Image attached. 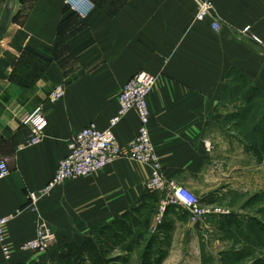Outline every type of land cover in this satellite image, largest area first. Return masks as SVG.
Returning a JSON list of instances; mask_svg holds the SVG:
<instances>
[{"label": "crops", "instance_id": "0c3cea01", "mask_svg": "<svg viewBox=\"0 0 264 264\" xmlns=\"http://www.w3.org/2000/svg\"><path fill=\"white\" fill-rule=\"evenodd\" d=\"M8 1L0 0V24ZM91 1L95 8L80 20L66 0H15L0 41V159L9 158L11 169L0 180V218L13 216L5 228L12 256L8 262L0 244V264H52L53 254L65 245L94 239L102 227L140 206L142 225L123 253L142 264L145 246H129L139 231L149 233L145 220L152 213L143 214L149 209L151 167L128 159L75 180L82 190L80 222H65L67 215L53 211L48 223L56 242L49 252H20L35 237L40 216L31 208L29 192L52 179L75 134L92 122L102 130L108 127L118 110L116 95L139 72L156 80L148 98L150 134L165 179L190 189L206 212L193 222L185 208L168 205L162 210L164 205L157 204L151 236L156 234L164 247L180 244V237L197 245L203 233L207 243L219 242L227 236L220 223L231 212L249 216L253 227L247 229L254 236L264 209V128H213V116L217 90L224 94L230 72H240L264 95V0ZM204 1L214 4V17L196 22ZM217 19L223 22L219 32L212 29ZM246 27L263 41L258 49L235 31ZM57 87L65 95L52 103L49 97ZM38 106L49 127L40 145L28 147L21 118ZM223 111L229 113L228 107ZM138 125L132 110L114 130L118 141L135 139ZM61 192L40 201L42 209L49 212ZM156 197L165 203L164 194ZM211 230L218 235H206ZM171 250L166 262L172 260Z\"/></svg>", "mask_w": 264, "mask_h": 264}, {"label": "built area", "instance_id": "2783aa9c", "mask_svg": "<svg viewBox=\"0 0 264 264\" xmlns=\"http://www.w3.org/2000/svg\"><path fill=\"white\" fill-rule=\"evenodd\" d=\"M66 6L70 12L83 19L87 18L95 8L91 0H66ZM214 8L211 1L201 2L198 6L197 20L202 22L214 17ZM221 26V22L217 19L213 22L212 29L219 32ZM242 33L250 35L254 43L263 45L261 38L252 35L251 27L244 28ZM154 84V77L146 72L132 76L122 89L118 98V112L109 121V127L102 130L95 123H91L75 134L68 143L67 155L60 160L52 179L41 189L29 192L28 200L34 204L40 196L49 194L67 181L89 178L119 159H128L150 165L151 179L147 190L149 193L166 196L162 210L168 205L181 206L190 213L192 221L205 216L206 212L200 207L197 196L184 186L166 181L163 174L150 134L151 112L148 98ZM64 95V89L57 87L50 94L49 101L55 103L63 99ZM132 110H135L138 116V134L127 144H121L114 130L121 119ZM21 125L28 131L27 146L40 145L49 127L43 106H38L23 116ZM10 174V160H0V180L6 179ZM12 218L11 215L0 218V244L8 261L12 253L5 238V228ZM55 239V232L38 219L35 237L25 242L22 249L34 253H47L54 245Z\"/></svg>", "mask_w": 264, "mask_h": 264}, {"label": "rangeland", "instance_id": "374dc122", "mask_svg": "<svg viewBox=\"0 0 264 264\" xmlns=\"http://www.w3.org/2000/svg\"><path fill=\"white\" fill-rule=\"evenodd\" d=\"M80 20H84V19L80 17ZM196 22H200L199 20H197V17H196ZM222 24L223 22H221V25ZM222 28L223 27L221 26L220 30H222ZM235 31L238 32V36L242 37L245 40L248 46H251L252 48L256 47L257 49L260 47L258 46V44L254 43L253 41L252 43L247 36H244L242 33L243 30L235 29ZM163 72L165 73V75H169L168 70ZM139 73H143V72H139ZM150 75L153 76L152 74ZM122 89L120 90L118 95H116L118 109H119L118 98L122 92ZM220 91H221L220 89L217 90L218 93L217 98H216V93H214V98H216L217 100H214L215 105H214V116H213V128H264V95L259 91L258 88H256L254 84H252V82H250L248 79L246 80L245 77L240 75L238 72H231V75L229 76L226 85L224 87V94L223 93L220 94ZM225 107H228L229 113H225L223 111ZM233 109L235 110L231 111ZM236 109H238V111H236ZM3 159H9V158H2L0 160ZM80 186H81V182L75 180L69 181L67 183H64L63 185L58 186L49 194L45 196H40L36 203L33 204L31 201H29V203H31L32 205L31 208H33V210H36L37 213L39 212L38 215L40 216L38 217V219H41V221H43L47 226H49L48 220L49 221L51 220L50 217L54 215L53 211L55 210L59 212L60 215L63 216L67 215L68 218L67 221L65 222H69L75 225L76 223H78V221L80 222V214L77 213L78 210H80L79 195L80 192H82V190H80ZM57 189L62 190V192L54 196L53 206H50L49 212H47L46 209H42L41 207L42 202L40 203V201L44 200L45 198L53 194ZM154 194L155 195H150V198L152 199L149 200L148 203H146V206L149 209L144 208L145 214H143L145 216L147 212L152 213L150 214L151 216L148 219V221L145 220L146 225L149 227V233H147L146 236V234L142 235L140 231L138 232V235L136 236L135 240L132 241L131 249L133 250L140 247L141 244L143 246L146 245L148 239L151 236L152 227L156 225V221H157L156 219L158 213L154 212L153 207H155L157 204H159V206L160 205L162 206L164 200L163 199L161 201L157 200L156 193ZM180 212L182 214L183 211L180 210ZM260 212H261L260 217L262 221H258L261 224V225L258 224L260 228L258 226H255V228H253L254 232L252 233V235L254 236H250L249 233L250 231H248L247 229L253 227L250 225V220H248L249 216L245 213L231 212L229 215H227L228 219H223L220 223L221 227H224V225L226 227L225 232L227 236L225 238L221 239V241L219 242L216 241L215 243L209 244L207 243L206 239H202L204 234L203 233L201 235L202 237L199 244L194 245L193 243L191 244V242H186V239H184L183 237H180L178 240L181 241V243L175 244L169 248V249L172 248L171 251H173L171 255L172 260L169 262L165 261L164 263L166 264H264V223H263L264 209L260 210ZM140 216L142 217L141 214ZM181 216H184L183 217L184 220L186 219V214H182ZM190 219L192 220V218ZM191 220L188 221L191 222ZM216 224L219 225L218 222ZM208 227L211 226L208 225ZM210 233H212L215 236L218 235L213 230L206 233V235H211ZM22 246L20 248V252L22 253H29L32 254V256L43 254V253H34V251H24L22 249L23 248ZM53 246L51 248H53ZM139 255H141V253H139ZM4 258L6 259L5 255ZM139 263L140 261H136V259H134L133 262L132 261L130 262V264H139Z\"/></svg>", "mask_w": 264, "mask_h": 264}, {"label": "trees", "instance_id": "16d2710c", "mask_svg": "<svg viewBox=\"0 0 264 264\" xmlns=\"http://www.w3.org/2000/svg\"><path fill=\"white\" fill-rule=\"evenodd\" d=\"M245 79L247 80L246 77ZM148 195L150 197L155 194L149 193ZM142 208L141 206L134 208L120 219L102 227L94 239L82 244L65 245L61 252L53 254L52 264H130L131 257L123 253V250L126 243L135 237L136 231L142 225L140 216ZM131 246H129L130 249ZM169 248L170 244L164 247L157 235H152L143 250L142 264H163Z\"/></svg>", "mask_w": 264, "mask_h": 264}, {"label": "water", "instance_id": "95a60500", "mask_svg": "<svg viewBox=\"0 0 264 264\" xmlns=\"http://www.w3.org/2000/svg\"><path fill=\"white\" fill-rule=\"evenodd\" d=\"M15 0H9L7 4L6 14L3 18V21L0 24V41L2 40L4 34L6 33L13 15V4Z\"/></svg>", "mask_w": 264, "mask_h": 264}]
</instances>
